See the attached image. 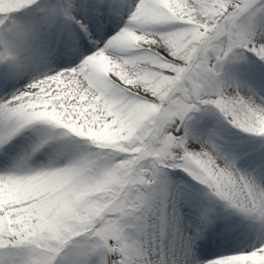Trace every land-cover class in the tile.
<instances>
[{
	"label": "snow or ice",
	"instance_id": "1",
	"mask_svg": "<svg viewBox=\"0 0 264 264\" xmlns=\"http://www.w3.org/2000/svg\"><path fill=\"white\" fill-rule=\"evenodd\" d=\"M0 264H264V0H0Z\"/></svg>",
	"mask_w": 264,
	"mask_h": 264
},
{
	"label": "bare ground",
	"instance_id": "2",
	"mask_svg": "<svg viewBox=\"0 0 264 264\" xmlns=\"http://www.w3.org/2000/svg\"><path fill=\"white\" fill-rule=\"evenodd\" d=\"M175 179L178 180V179H181V177L180 176H176Z\"/></svg>",
	"mask_w": 264,
	"mask_h": 264
},
{
	"label": "rangeland",
	"instance_id": "3",
	"mask_svg": "<svg viewBox=\"0 0 264 264\" xmlns=\"http://www.w3.org/2000/svg\"><path fill=\"white\" fill-rule=\"evenodd\" d=\"M178 180H180V179H178Z\"/></svg>",
	"mask_w": 264,
	"mask_h": 264
}]
</instances>
